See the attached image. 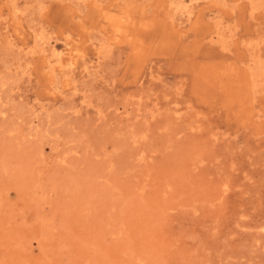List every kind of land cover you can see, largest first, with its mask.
I'll list each match as a JSON object with an SVG mask.
<instances>
[{
	"label": "rangeland",
	"instance_id": "obj_1",
	"mask_svg": "<svg viewBox=\"0 0 264 264\" xmlns=\"http://www.w3.org/2000/svg\"><path fill=\"white\" fill-rule=\"evenodd\" d=\"M0 264H264V0H0Z\"/></svg>",
	"mask_w": 264,
	"mask_h": 264
},
{
	"label": "bare ground",
	"instance_id": "obj_2",
	"mask_svg": "<svg viewBox=\"0 0 264 264\" xmlns=\"http://www.w3.org/2000/svg\"><path fill=\"white\" fill-rule=\"evenodd\" d=\"M254 5H255V4H254ZM255 7H256V6H255ZM257 8H258V7H257ZM257 8H256V9H257ZM253 73H254V72H253ZM252 75H253V74H252ZM253 77H254V75H253ZM251 79H252V78H251Z\"/></svg>",
	"mask_w": 264,
	"mask_h": 264
}]
</instances>
